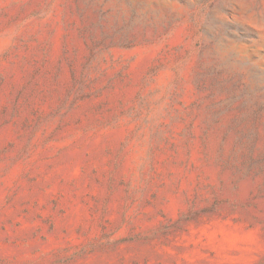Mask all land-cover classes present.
I'll list each match as a JSON object with an SVG mask.
<instances>
[{
    "label": "rangeland",
    "instance_id": "1",
    "mask_svg": "<svg viewBox=\"0 0 264 264\" xmlns=\"http://www.w3.org/2000/svg\"><path fill=\"white\" fill-rule=\"evenodd\" d=\"M0 264H264V0H0Z\"/></svg>",
    "mask_w": 264,
    "mask_h": 264
}]
</instances>
